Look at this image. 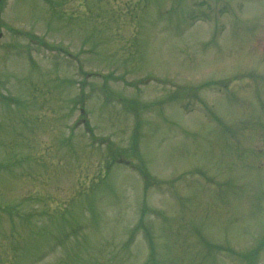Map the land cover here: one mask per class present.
Returning <instances> with one entry per match:
<instances>
[{
  "label": "rangeland",
  "instance_id": "obj_1",
  "mask_svg": "<svg viewBox=\"0 0 264 264\" xmlns=\"http://www.w3.org/2000/svg\"><path fill=\"white\" fill-rule=\"evenodd\" d=\"M0 33V264H248L264 0H1Z\"/></svg>",
  "mask_w": 264,
  "mask_h": 264
},
{
  "label": "trees",
  "instance_id": "obj_2",
  "mask_svg": "<svg viewBox=\"0 0 264 264\" xmlns=\"http://www.w3.org/2000/svg\"><path fill=\"white\" fill-rule=\"evenodd\" d=\"M140 1V0H139ZM143 3H145L147 0H141ZM137 153V151H136ZM140 169V173L144 176V178L149 179L148 182L146 183V188H148L150 186V184L154 181V179L151 177V174L149 173L148 168L142 163L139 166ZM143 210V209H142ZM146 212V205L144 204V210H143V214L144 215ZM140 223H143V219L141 220ZM208 246V244H206ZM153 246V245H151ZM215 248V245H212ZM217 251H221V250H225L226 252H231L230 249H227L225 247H218L216 248ZM264 249V240L262 242H259L258 245L255 247V249L249 251L248 253L245 254H241L240 257H242L243 259H245L247 261L248 264H254L261 251ZM152 253L154 254V250L152 249Z\"/></svg>",
  "mask_w": 264,
  "mask_h": 264
}]
</instances>
